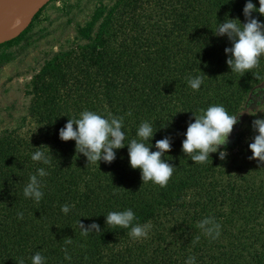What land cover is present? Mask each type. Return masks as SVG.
<instances>
[{
  "label": "trees",
  "instance_id": "16d2710c",
  "mask_svg": "<svg viewBox=\"0 0 264 264\" xmlns=\"http://www.w3.org/2000/svg\"><path fill=\"white\" fill-rule=\"evenodd\" d=\"M245 2L98 4L77 27L82 43L45 60L26 85L28 116L36 128L28 135L15 130L0 135V264H16L21 257L30 264L35 251L48 258L47 264H184L189 255L197 264H264V164L249 159L245 131H237L224 160L212 153L207 163L193 164L181 151L190 111L200 114L221 104L235 115L251 88L264 83V56L243 76L230 72L224 53L230 43L213 34L226 14L244 22ZM253 3L259 7L258 0ZM29 28L0 43V62L9 60L7 48L24 39ZM197 75L203 83L193 90L187 81ZM83 110L123 117L126 140L136 138L143 121L156 130L171 119L152 140L154 145L165 135L173 138L166 158L176 169L168 184L142 183L140 170L129 165L127 147L117 150L111 164H87L74 141L58 136L68 118ZM47 146L50 166L31 160L37 150L49 153ZM236 146L241 149L232 153ZM39 167L49 174L42 178L44 196L37 204L23 196V187ZM65 204L68 214L61 212ZM127 208L136 222L151 223L148 238L133 240L129 229L105 226L103 215ZM206 216L221 224L216 240L197 227ZM79 221L104 229L83 236Z\"/></svg>",
  "mask_w": 264,
  "mask_h": 264
},
{
  "label": "clouds",
  "instance_id": "9594fccd",
  "mask_svg": "<svg viewBox=\"0 0 264 264\" xmlns=\"http://www.w3.org/2000/svg\"><path fill=\"white\" fill-rule=\"evenodd\" d=\"M258 4L259 7L253 3V0H246L242 9L244 22L226 14L225 19L222 22L219 21L213 32L216 37H225L229 41L230 46L224 48L225 63L230 72L241 74V76L257 68L260 58L264 56V20L253 15V13H258L264 16V0H258ZM187 82L191 89L199 90L203 78L199 75L190 76ZM257 102L264 103V89L259 90L258 95L253 97L256 107ZM190 112L192 117L183 133L181 151L186 157H190L193 164L207 163L212 153H218L221 160L226 159L229 155L227 146L230 143L233 128L239 122V116L245 111L233 115L223 105L212 104L206 109H201L200 114ZM257 112L264 111L257 110ZM170 123L171 119L160 129H167ZM250 127L255 134L248 143V148L252 153L249 159L257 160L258 164H264V116L254 119ZM160 129L154 130L149 121H143L136 130V138L126 140L123 117L111 115L106 117L95 111L83 110L78 118H68L64 126L59 129L58 136L64 142L74 141L76 153L83 154L87 164L97 163L99 165L101 161L111 164L117 158V150L127 147L129 165L132 169L140 170L142 183L151 182L165 187L176 166L169 162L171 159L166 158L172 148L171 134L163 136L156 140L154 145L152 144L156 132ZM153 148L155 150H152ZM48 149L50 155L45 151L37 150L31 154V160L50 166L53 155L49 147ZM48 174L45 167L37 168L23 187V196L34 203H40L44 196L42 178ZM69 211V205L61 206L62 213L68 214ZM23 215V212H17L18 219H23ZM103 216L105 226L129 229L128 235L133 240L148 238L152 229L151 223L136 222L137 217L131 208L109 211ZM78 223L83 236L91 232H102L104 229L96 222L87 226L81 221ZM197 227L210 240H216L221 235V224L214 216L203 217ZM66 243H71V240L69 239ZM63 251L64 259L70 262L72 257L67 248ZM29 259L30 264H47L48 258L40 251H35ZM15 262L25 264L22 257ZM184 264H197V259L194 255H189Z\"/></svg>",
  "mask_w": 264,
  "mask_h": 264
},
{
  "label": "rangeland",
  "instance_id": "374dc122",
  "mask_svg": "<svg viewBox=\"0 0 264 264\" xmlns=\"http://www.w3.org/2000/svg\"><path fill=\"white\" fill-rule=\"evenodd\" d=\"M113 1L51 0L39 9L29 24L25 38L7 48L12 56L0 62V135L13 130L26 135L30 130L34 131L36 125L28 116L30 97L26 94L27 83L53 53L82 43L77 35L78 25L89 19L98 4L110 5ZM261 89H264V83L253 86L245 96L235 115L245 112L239 116V122L233 128L229 145L235 141L236 133L241 129L245 131L243 140L246 142L255 134L248 123L264 113H256L257 110L264 111V103L257 102V107L253 103V97ZM240 149V146H236L232 153Z\"/></svg>",
  "mask_w": 264,
  "mask_h": 264
},
{
  "label": "bare ground",
  "instance_id": "6f19581e",
  "mask_svg": "<svg viewBox=\"0 0 264 264\" xmlns=\"http://www.w3.org/2000/svg\"><path fill=\"white\" fill-rule=\"evenodd\" d=\"M33 4L29 0H0V43L17 35Z\"/></svg>",
  "mask_w": 264,
  "mask_h": 264
},
{
  "label": "water",
  "instance_id": "95a60500",
  "mask_svg": "<svg viewBox=\"0 0 264 264\" xmlns=\"http://www.w3.org/2000/svg\"><path fill=\"white\" fill-rule=\"evenodd\" d=\"M32 1L33 4V8L26 13V15L24 16V23L22 28L20 29V31L17 33V35L22 32L31 22L32 18L34 17V15L39 11V9H41L47 2L51 1V0H29ZM15 35V37L17 36ZM14 38V37H13ZM12 39V38H11ZM10 40V39H9Z\"/></svg>",
  "mask_w": 264,
  "mask_h": 264
}]
</instances>
